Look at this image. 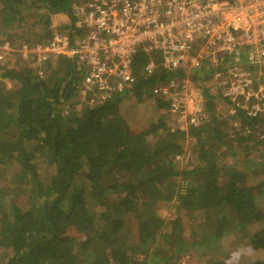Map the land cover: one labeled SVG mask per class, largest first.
Listing matches in <instances>:
<instances>
[{"label": "trees", "instance_id": "1", "mask_svg": "<svg viewBox=\"0 0 264 264\" xmlns=\"http://www.w3.org/2000/svg\"><path fill=\"white\" fill-rule=\"evenodd\" d=\"M85 1L0 0V42L15 49L0 62V264H180L189 251L201 252L197 264H212L210 254L224 264L240 239L264 253V227L249 234L252 225L264 224V159L249 154L255 134L234 124L247 121L244 110L223 109L228 99L215 101L209 78L193 75L209 118L173 130L176 118L153 89L184 75L164 69L160 54L140 51L137 82L112 100L69 105L77 61L62 56L44 67L36 54L18 52L55 32L83 35L71 12ZM61 14L70 23L57 27ZM150 56L158 63L152 77L144 72ZM42 69L57 76L42 79ZM132 99L147 100L152 109L150 125L135 133L123 114ZM258 122L264 134V117ZM179 180L185 190H177ZM170 202L176 218L162 215L161 204ZM185 224L192 225L188 237Z\"/></svg>", "mask_w": 264, "mask_h": 264}, {"label": "built area", "instance_id": "2", "mask_svg": "<svg viewBox=\"0 0 264 264\" xmlns=\"http://www.w3.org/2000/svg\"><path fill=\"white\" fill-rule=\"evenodd\" d=\"M71 16L76 27L85 29L83 35L55 32L50 41L32 48L23 44L18 52L25 58L36 54L41 64H54L62 56L75 59L81 104L105 103L135 85L134 60L144 51L160 54L164 69L184 75L153 89L176 118L173 130L198 127L209 118L201 81L193 78L196 73L209 78L206 86L215 101L219 95L228 99L223 109L244 110L247 121L234 122L238 129H261L264 0H86L74 4ZM0 49V62L15 50L9 41L0 42ZM157 67V59L150 56L144 72L152 77Z\"/></svg>", "mask_w": 264, "mask_h": 264}, {"label": "rangeland", "instance_id": "3", "mask_svg": "<svg viewBox=\"0 0 264 264\" xmlns=\"http://www.w3.org/2000/svg\"><path fill=\"white\" fill-rule=\"evenodd\" d=\"M222 1L226 2V3H230V0H222ZM66 23H70V20H68V18L65 17V15L61 14L60 16H57V20H56L57 27H59L62 24L65 25ZM39 32H42V31H39ZM20 33H22V31H20V32L18 31L19 35H20ZM10 58L11 57H6V59H4L3 61L4 62L10 61ZM55 63H57V62H55ZM43 65H44V67L48 66L46 63H43ZM46 73H47V71H46ZM48 76H51L52 79H54L57 76V74H55V73L51 74V71H50V72H48L47 75L45 74L44 76H40V77L42 79H46V78H48ZM0 79H1V76H0ZM5 86L9 87L8 84H5ZM77 91H78V89L76 90V95H75L74 99H72L70 102L68 101L69 105L75 104L74 101L77 100V94H78ZM128 103H129V106L126 107L123 114L126 116L128 122L130 123L133 132L134 133L139 132V130H141L142 128L150 125L151 118H152V116H151L152 115V109H151V106L148 103V101L147 100L137 101L136 99H132V100L128 101ZM223 119H224L223 121L229 122L228 120H225L226 118H223ZM253 133L255 134V137L253 136V139L251 140V143H250L251 146L249 149V154H250V151L253 150V157H256L258 155L264 159V143L263 142L259 143L257 140V138L260 136V130H255ZM146 147H147V144H146ZM189 148L192 149V145L190 146L189 142L186 141L185 149L190 151ZM250 155H252V154H250ZM253 171L254 172L257 171V168H254ZM255 174H253V184L255 183L254 180L256 181V177H254ZM259 182H261V186H264V178H260ZM186 184L187 183L184 180H179L177 182V190H179V191L185 190ZM26 199H27V196L24 194L20 200L18 199V201L20 203H22ZM162 205H163L162 215L165 218H176L178 216L179 211L176 207V203L170 202V203H163V204H161V206ZM132 222H133L134 226L136 227L137 221L133 218ZM185 225H186V229H187L185 234H186V237H188L192 225H190V224H185ZM257 225L259 226L258 227L259 229H260V227L261 228L264 227L263 223L256 224L255 226L252 225L251 228L249 229L250 236L255 231L258 230ZM247 240L248 239H245V240L240 239V241H239L240 242V248L239 249H233L234 252H232V253L228 252L224 257V260H223L224 264L234 262L235 260H238V259H243V260L246 259V261H249L252 259L254 261L257 258H263L264 259V253H259V252H256L255 250H253L250 247V245L248 244L249 241L246 242ZM216 256L217 255L210 254L207 257L212 260V264H217L218 260L216 259ZM201 258H202L201 252L189 251L186 255L182 256L180 258V260L176 261V263L197 264V262H199Z\"/></svg>", "mask_w": 264, "mask_h": 264}, {"label": "clouds", "instance_id": "4", "mask_svg": "<svg viewBox=\"0 0 264 264\" xmlns=\"http://www.w3.org/2000/svg\"><path fill=\"white\" fill-rule=\"evenodd\" d=\"M7 83H9V82H7ZM9 85V84H8ZM254 125V124H253ZM255 127V126H254ZM256 130V129H255ZM257 140H258V138H257ZM258 156V155H257Z\"/></svg>", "mask_w": 264, "mask_h": 264}, {"label": "crops", "instance_id": "5", "mask_svg": "<svg viewBox=\"0 0 264 264\" xmlns=\"http://www.w3.org/2000/svg\"><path fill=\"white\" fill-rule=\"evenodd\" d=\"M225 120H227V119H225Z\"/></svg>", "mask_w": 264, "mask_h": 264}]
</instances>
